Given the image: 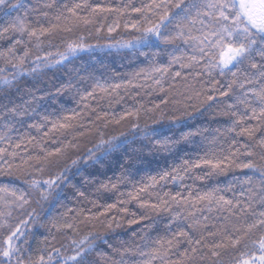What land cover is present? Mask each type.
<instances>
[{"label":"trees","instance_id":"1","mask_svg":"<svg viewBox=\"0 0 264 264\" xmlns=\"http://www.w3.org/2000/svg\"><path fill=\"white\" fill-rule=\"evenodd\" d=\"M74 2L80 0H57V3L69 5ZM25 3L29 7L36 6L41 12L49 13L48 17H44L29 12L28 20L32 26L36 27L37 21L39 26L43 27L58 25L50 34L40 37L39 42L35 37L28 41V37L24 36L26 45L16 46L17 53L21 55L25 47L28 49L29 54L24 65L26 71L33 66L32 62L38 55L43 56L51 51L53 57L49 59H54L57 52L66 51L68 43L79 41L80 38H83V44L88 50L77 52L63 64L43 67L36 73L21 76L15 81L13 88L0 91V131H7L3 127L5 121H10L16 129L10 133L11 144L6 140L0 143V147L17 153L15 156L6 155L5 158L13 165L12 175H0V184L28 188L24 181L34 167L44 166L45 170L40 175L45 179L63 172L65 168L68 169L67 178L59 184V187H53L52 195L47 201H40L37 204L38 195L31 196V207L26 206V208L29 211L32 208L36 209L34 216L36 222L29 223L27 231L29 244L21 245L22 248L30 247L31 253L36 255L38 250L45 248L46 245L49 248L69 245L71 238L80 239L92 232L94 235L106 238L114 246L108 248L98 241L97 250L89 256V259L95 260L97 264H105L109 256L116 257L114 249L131 245L133 241L138 244L143 243L141 237L144 233L150 238L149 243L157 236L170 235L165 228L170 214L156 213L150 207H141L142 203H155L158 197L169 199L178 192L181 197H186L189 192L194 197L197 193L214 188L221 189V194L227 198H232L234 192L238 195L240 180L245 173H248L246 169L242 171L230 168L222 173L217 171L207 175L211 170L202 165L200 168H192L187 173L181 171V175L184 176L182 181L173 182L169 179L167 182L160 181L155 186H150L152 177L159 179L165 171L175 174V169L184 166L185 160L191 164L209 150L221 156L226 154L230 147L229 140L224 137L213 143V137L218 135L214 130L226 127L228 117L218 115L220 111L218 96L215 100H206L208 94H213L212 78L203 73L200 67L180 69L179 65H173L161 84H155L152 79L145 78L141 70L154 65H166L169 60L168 53L174 45L159 43L152 47H121L127 42L137 43L142 31H137L132 25L144 26V17L143 13L134 9L143 8L144 5L151 3V0H88V3L96 9L95 13L92 12V8L78 10L80 15L89 17L91 22L87 24L75 17L55 20V10L43 8L40 0H25ZM172 11L177 12L179 9ZM19 15L24 16V12H19ZM67 16L68 14L65 13V17ZM4 23L0 18V27ZM66 27H70L71 31H65ZM109 28L113 31L110 32ZM165 31L172 32L173 26L169 25L167 29L162 27L161 32ZM14 38H19V34H15ZM11 42V39L0 40V50H4ZM181 47L189 55L192 54L188 46L181 45ZM141 52L146 55H141ZM0 66H3L2 61ZM175 71H181V76H173L172 73ZM69 84L73 86L64 87ZM97 84L103 85L106 90L101 91ZM117 84L120 87L114 88L113 86ZM161 87L163 90H160ZM61 88H64V91L57 95V90ZM93 89L95 91L92 96L81 99ZM33 97L37 99L33 100ZM40 97L43 99H39ZM25 101H32L31 107H35L42 115H49L50 119L62 118L65 115L72 116V110H75L77 115L69 121L71 127L51 129L49 124L37 131L35 128H29L28 123L39 122V117L33 119L25 116L24 123L21 124L18 122L20 118H11L10 114L5 115L7 108L23 105ZM121 116L124 118L121 119ZM173 118H179V121L183 122L185 131L192 128L208 129L205 133L206 139L203 140L199 150H194L191 146H184L171 153L157 150L155 142L170 135L167 128ZM153 129L160 130L159 134L145 135L146 132L151 133ZM45 132H48L47 136H44ZM25 133L28 136L25 137L24 143L20 148H14ZM257 135L259 136L260 133ZM31 137L35 139L29 143L28 139ZM113 137L116 138L113 143L119 147L107 154L98 152L96 155L99 157V162L87 159V152L95 149L101 139L108 141ZM236 139L243 143L246 138ZM196 140L200 142L201 138L197 137ZM104 147L107 148L108 145L105 144ZM57 148L62 150L59 154L55 153ZM46 151H52L53 155L38 163L35 157L45 156ZM240 159L246 160L248 157H240ZM73 160L78 161L75 166L72 164ZM255 160L258 166L264 165V161L258 156ZM121 176L125 178L117 182V178ZM111 183H117V187L114 189L102 187ZM145 185L149 186L144 191H140ZM229 188L232 190L226 191ZM80 192L84 195H79ZM129 193L138 199H132ZM165 193L169 195L165 196ZM108 205L115 207L109 208ZM202 206V204L197 205V207ZM173 210L175 211V205ZM143 215L150 216L151 219L141 220L138 224L128 223L129 220ZM196 216L202 221L200 225L190 228L187 220L181 225L193 241L201 239V236L208 240L219 241L221 239L219 235L209 237L208 233L221 229V225H227L228 230L232 231L234 226L243 227L246 221L251 220L250 216H229L227 211L215 208L211 212L206 209L196 212ZM17 217L24 218L19 210L13 212L11 221L13 224L17 222ZM85 217L90 219L86 220ZM113 217H115L113 228L109 229L105 226V222ZM204 217L207 219L204 220ZM224 217L228 219L225 220ZM52 220L61 225L66 221L73 223L76 231L63 227L58 231L51 226ZM116 222H119L120 227H115ZM149 224H153L151 229L144 227L141 231L142 226ZM175 229L176 225L173 224L172 230ZM249 246H251L250 241ZM185 248H189V245L181 244V249ZM64 251L65 254H70V248L66 247ZM101 251L107 255L101 257L99 255ZM204 251L206 252L207 249ZM234 251L230 247L221 249L223 264H228ZM27 254L26 251L25 255ZM196 255L198 256V253ZM172 258L176 259V256L173 255ZM195 264H208V262L197 260Z\"/></svg>","mask_w":264,"mask_h":264},{"label":"snow or ice","instance_id":"2","mask_svg":"<svg viewBox=\"0 0 264 264\" xmlns=\"http://www.w3.org/2000/svg\"><path fill=\"white\" fill-rule=\"evenodd\" d=\"M40 2L43 8L55 10L54 19L57 21L62 17L65 19L75 17L87 24L91 22L89 17L80 15L78 10L92 8L93 13L96 11L88 0H80L71 5L57 3V0H40ZM172 9H179V11L173 12ZM21 11L24 12V16L19 15ZM134 11L143 13L144 26L132 25L137 28V31H142V35L137 39L136 44L127 42L121 47H152L159 43L174 45L168 53L169 60L166 65H154L141 70L145 78L152 79L155 84H161L173 65H179L180 69L200 67L203 73L212 78L213 94H208L206 100H215L218 96L220 98L217 102L220 106L218 115L228 117L227 126L223 129H215L218 135L213 137V143H216L220 137L229 140L230 147L226 154L217 156L214 151L209 150L191 164L185 160L184 166L175 169V174L165 171L159 179L152 177L150 186H155L160 181L167 182L169 179L173 182L182 181L184 176L181 175V171L187 173L192 168H200L202 165L211 170L207 175H212L217 171L222 173L230 168L242 171L246 169L251 175L245 173L243 179L240 180L238 195L234 192L232 198L221 194V189L214 188L197 193L194 197L191 192L186 197H181L178 192L169 199L158 197L155 203H142L141 207H150L156 213L168 212L170 214L169 220L165 223V228L170 235L157 236L149 243L150 238L147 233H144L141 237L143 243L138 244L133 241L131 245L114 249L116 257L109 256L105 264H157V262L158 264H195L197 260H207L208 264H223L221 249L229 247L235 251L228 264H264V165L258 166L255 160L258 156L261 161H264V0H159V2L151 0V3L144 5L143 8H135ZM29 12L44 17L49 15L47 11L41 12V9L36 6L29 7L25 0H0V18L5 22L0 27V40H12L4 50H0V61L3 62V66H0V91L13 88L15 81L21 76L36 73L43 67L63 64L77 52L88 50L83 44V38H80L79 41L68 43L66 51L57 52L54 59H49L53 57L51 51L43 56L38 55L32 62L33 66L26 71L24 65L29 54L28 49L25 47L21 55L17 53L16 46L26 45L27 41L23 39L24 36L28 37V41L35 37L39 42L40 37L50 34L58 27L57 24H52L50 27L39 26L38 21L36 27L32 26L28 20ZM65 13L68 14L67 17ZM169 25L173 26V31L162 33L161 28L167 29ZM64 30L71 31V28L66 27ZM109 31L113 29L109 28ZM15 34H19V38H14ZM181 45L191 48L192 54L189 55ZM140 54L146 55L144 52ZM153 55H158V53H153ZM172 75L179 77L181 71H175ZM72 86L69 84L64 87ZM97 87L101 91L106 90L103 85L97 84ZM113 87L119 88L120 85ZM160 90L163 88L161 87ZM63 91L64 88L58 89L57 95L62 94ZM94 91L95 89L87 92L86 96H82L81 99L92 96ZM36 99L33 97V100ZM31 104L32 101H25L23 105L7 108L5 115L10 114L11 118H20L18 122L21 124L24 123L25 116L33 119L39 117V122L28 123L29 128H35L37 131L49 124L51 129L71 127L69 121L77 115L75 110H72V116L65 115L62 118L50 119L49 115L37 112ZM129 115H134V113H129ZM250 121H255V123H249ZM3 127L7 131H0V143L7 140L11 144L10 133L16 130L15 125L10 121H5ZM159 131L153 129L151 133L146 132L145 135H158ZM167 132L170 135H166L163 140L157 139L155 143L157 150L171 153L184 146L199 150L203 140L206 139L205 133L208 129L192 128L185 131L183 122L179 121V118H173ZM257 133L260 135L258 136ZM47 135L48 132H45L44 136ZM27 136L28 134L25 133L14 148H20ZM197 137L201 138L200 142H197ZM237 137L246 139L241 143L236 139ZM32 139L35 138H29L28 142L31 143ZM115 139V137L108 141L101 139L95 149L87 152V159L99 162V157L96 155L98 152L107 154L119 147L113 143ZM105 144L108 145L107 148L104 147ZM61 151L60 148L55 149L56 154ZM6 155L15 156L17 153L14 150L9 152L8 149L0 147V161L3 162L0 163V175L11 176L13 165L5 158ZM51 155H53L52 151H46L45 156L35 157V159L39 163L41 160H47ZM240 157H248V159L242 160ZM28 159H33V157H28ZM77 163V160L72 161L73 166ZM44 170V166L41 165L34 167L33 171L28 173L24 181L28 188L0 184V264H97L95 260L89 259V256L98 248L97 242L107 245L108 248H114V246L106 238L94 235L92 232L80 239L71 238L69 245L50 248L46 245L45 248L39 249L36 255L31 253L30 247H21V245L29 244L27 239L29 223L36 222L34 220L36 209L32 208L29 211L26 208V206L31 207V196L38 195L37 204L40 201H47L52 195L53 187H59V184L67 178V168L55 176L50 175L47 179L40 175ZM124 178L123 176L117 178V182ZM148 186L145 185L140 191H144ZM102 187L114 189L117 183L104 184ZM231 190V188L226 189V191ZM79 195L83 196L84 193L80 192ZM129 196L132 199H138L132 193H129ZM122 202L126 203V201ZM198 204L203 206L197 207ZM173 205H175V211ZM108 207L113 208L115 205H108ZM214 208L227 211L229 216H250L251 220L246 221L243 227L234 226L232 231L228 230L227 225H221L222 231L217 229L216 232L208 233L209 237L219 235L221 237L219 241L208 240L204 236L193 241L189 233L181 226L182 222L187 220L189 221L188 227L195 228L202 223L201 219L196 216V212L205 209L211 212ZM16 210H19L24 218L17 217V222L13 224L11 221L13 212ZM133 216L135 217V214ZM85 219H90V217H85ZM150 219V216L143 215L129 220L128 223L138 224L141 220ZM203 219L206 220L207 217ZM224 219L227 220L228 217ZM113 221L115 217L107 220L105 226L109 229L113 228ZM173 224L176 225L175 231L172 230ZM51 226L58 231L61 227L76 231L75 225L67 221L61 225L52 220ZM115 227H120L119 222H116ZM144 227L151 229L153 224L142 226L141 231ZM249 241L251 246H249ZM183 243H187L189 248L181 249ZM242 243L243 247H241ZM66 247L70 248V254H65ZM204 249L207 251L205 252ZM26 251L27 255H25ZM99 255L104 257L107 254L101 251ZM173 255L176 259L172 258Z\"/></svg>","mask_w":264,"mask_h":264}]
</instances>
